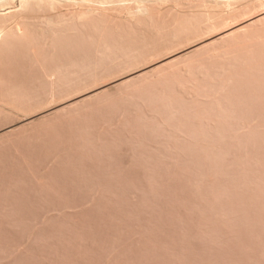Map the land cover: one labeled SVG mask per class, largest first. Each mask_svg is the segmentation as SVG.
Instances as JSON below:
<instances>
[{"label": "rangeland", "instance_id": "374dc122", "mask_svg": "<svg viewBox=\"0 0 264 264\" xmlns=\"http://www.w3.org/2000/svg\"><path fill=\"white\" fill-rule=\"evenodd\" d=\"M263 13L264 8L256 9L231 27ZM223 33L17 118L0 127V137L175 61ZM169 34L159 27L149 39L159 42ZM261 68L243 73L213 96L176 103L181 107L167 122L184 131L170 150L161 143L165 135H157L159 126L153 130L139 122L140 128L135 122L122 125V131L112 126L75 142L57 131L44 137L37 128L19 133L37 138L27 141L43 149L33 148L29 171L18 170L0 185V196L14 202L11 213L0 219V264H264ZM49 91L39 88L43 96ZM98 110L87 114L99 115Z\"/></svg>", "mask_w": 264, "mask_h": 264}, {"label": "bare ground", "instance_id": "6f19581e", "mask_svg": "<svg viewBox=\"0 0 264 264\" xmlns=\"http://www.w3.org/2000/svg\"><path fill=\"white\" fill-rule=\"evenodd\" d=\"M259 8H264V0H0V127L151 66L207 37L226 34L106 92L80 99L72 109L40 115L37 124L28 123L24 131L1 136L0 185L18 170L31 169L33 148L42 151L43 146L27 141L37 138L20 134L35 128L41 137L57 131L75 142L112 126L120 131L124 124L139 127V122L140 127L162 129L157 134L165 135L161 143L171 146L165 150L176 147L174 141L184 130L167 120L177 115L181 102L200 101L243 73L262 71L264 13L233 28L240 17ZM159 27L170 30L169 38L151 41L149 36ZM46 87L50 95L43 96L39 88ZM163 108L168 112H161ZM91 110L100 114H87ZM13 205L9 196H0V219Z\"/></svg>", "mask_w": 264, "mask_h": 264}]
</instances>
